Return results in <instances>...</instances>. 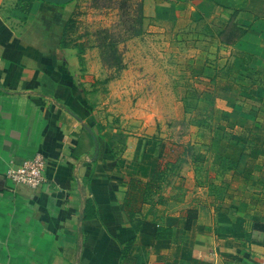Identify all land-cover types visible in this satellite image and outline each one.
<instances>
[{
  "label": "crops",
  "instance_id": "1",
  "mask_svg": "<svg viewBox=\"0 0 264 264\" xmlns=\"http://www.w3.org/2000/svg\"><path fill=\"white\" fill-rule=\"evenodd\" d=\"M159 1L208 31L194 74L212 130L193 139L206 151L183 162L181 182L139 207L135 231L130 179L174 157L128 135L105 160L109 139L86 118L77 58L60 46L71 1L0 0V264H264V0ZM36 154L43 185L11 186L7 170ZM86 200L95 216L84 220ZM154 226L172 237L155 239Z\"/></svg>",
  "mask_w": 264,
  "mask_h": 264
},
{
  "label": "rangeland",
  "instance_id": "2",
  "mask_svg": "<svg viewBox=\"0 0 264 264\" xmlns=\"http://www.w3.org/2000/svg\"><path fill=\"white\" fill-rule=\"evenodd\" d=\"M160 3L71 0L66 40L77 58L89 123L108 139L146 136L154 151L181 156L161 161L163 170L174 165L167 179L176 180L183 162L206 151L193 139L205 143L211 134L209 100L194 74L210 46L208 31L194 29L191 15L159 13Z\"/></svg>",
  "mask_w": 264,
  "mask_h": 264
},
{
  "label": "trees",
  "instance_id": "3",
  "mask_svg": "<svg viewBox=\"0 0 264 264\" xmlns=\"http://www.w3.org/2000/svg\"><path fill=\"white\" fill-rule=\"evenodd\" d=\"M73 20L68 19L62 31L60 46L61 48H69L70 44L66 40L67 30L72 28ZM116 137V136H115ZM117 138V137H116ZM114 138L113 136L109 139L108 150L104 155L105 160L113 159L114 156L122 154L125 149L124 135H119V138ZM117 142V143H116ZM114 144L116 146H114ZM169 167V168H166ZM174 167L171 163H166L165 170L161 168L159 164L153 177L150 180L143 181L138 178H132L129 182V188L124 200V213L127 217V221L133 226L135 231L139 229L138 226L142 223L141 219H138V214L140 213L139 207L142 204L150 202L155 196L159 195L163 185L168 182L167 177L172 174V168ZM177 182H181V177H176ZM94 206L90 200L85 201L84 215L83 219L94 218ZM135 221V222H134ZM148 223H143L147 225ZM153 237L155 239H169L172 237V231L170 229H162L158 227H152Z\"/></svg>",
  "mask_w": 264,
  "mask_h": 264
},
{
  "label": "built area",
  "instance_id": "4",
  "mask_svg": "<svg viewBox=\"0 0 264 264\" xmlns=\"http://www.w3.org/2000/svg\"><path fill=\"white\" fill-rule=\"evenodd\" d=\"M44 170L45 160L41 154H36L32 159L9 168L5 174V179L11 186H24L36 190L45 181Z\"/></svg>",
  "mask_w": 264,
  "mask_h": 264
},
{
  "label": "water",
  "instance_id": "5",
  "mask_svg": "<svg viewBox=\"0 0 264 264\" xmlns=\"http://www.w3.org/2000/svg\"><path fill=\"white\" fill-rule=\"evenodd\" d=\"M43 2L51 3V4H56V5H63L68 3L71 0H40Z\"/></svg>",
  "mask_w": 264,
  "mask_h": 264
}]
</instances>
